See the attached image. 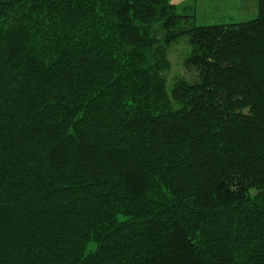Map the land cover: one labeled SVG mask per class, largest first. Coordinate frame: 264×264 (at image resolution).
I'll return each instance as SVG.
<instances>
[{"label":"trees","instance_id":"obj_1","mask_svg":"<svg viewBox=\"0 0 264 264\" xmlns=\"http://www.w3.org/2000/svg\"><path fill=\"white\" fill-rule=\"evenodd\" d=\"M195 19L0 0V264H264V0Z\"/></svg>","mask_w":264,"mask_h":264},{"label":"rangeland","instance_id":"obj_2","mask_svg":"<svg viewBox=\"0 0 264 264\" xmlns=\"http://www.w3.org/2000/svg\"><path fill=\"white\" fill-rule=\"evenodd\" d=\"M174 3L178 13H194L195 23L200 26L240 23L257 17V0H175ZM156 30L160 31L159 27H156ZM167 54L171 64L170 70L166 73L168 92H171L176 80L188 82L197 80V72L185 66V61L191 54L187 37L171 44Z\"/></svg>","mask_w":264,"mask_h":264},{"label":"crops","instance_id":"obj_3","mask_svg":"<svg viewBox=\"0 0 264 264\" xmlns=\"http://www.w3.org/2000/svg\"><path fill=\"white\" fill-rule=\"evenodd\" d=\"M174 1H175V0H173V4L175 5Z\"/></svg>","mask_w":264,"mask_h":264}]
</instances>
